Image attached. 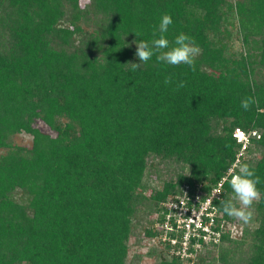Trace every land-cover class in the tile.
I'll list each match as a JSON object with an SVG mask.
<instances>
[{"label":"trees","instance_id":"trees-1","mask_svg":"<svg viewBox=\"0 0 264 264\" xmlns=\"http://www.w3.org/2000/svg\"><path fill=\"white\" fill-rule=\"evenodd\" d=\"M164 13L170 46L180 33L199 46L195 70L153 55L133 71V41H150ZM249 96L258 104L246 111ZM235 129L259 136L241 158L260 178L255 227L223 235L194 264H264V0H0V264H127L151 159L186 171L148 198L155 220L183 184L207 193L226 176ZM19 134L28 147L12 144ZM228 180L222 200L234 195Z\"/></svg>","mask_w":264,"mask_h":264},{"label":"built area","instance_id":"built-area-1","mask_svg":"<svg viewBox=\"0 0 264 264\" xmlns=\"http://www.w3.org/2000/svg\"><path fill=\"white\" fill-rule=\"evenodd\" d=\"M250 136L259 138L256 132L247 134L239 129L233 132V138L241 147L229 170L241 161ZM229 170L207 193L202 184H183L159 204L152 225L155 236L151 239L169 257L178 258L181 264H194L213 245H218L223 235L239 236L234 232V223L227 220L218 207L223 185L230 178Z\"/></svg>","mask_w":264,"mask_h":264},{"label":"clouds","instance_id":"clouds-1","mask_svg":"<svg viewBox=\"0 0 264 264\" xmlns=\"http://www.w3.org/2000/svg\"><path fill=\"white\" fill-rule=\"evenodd\" d=\"M172 22L171 15L164 13L160 17L159 24L153 27L150 41L143 39L133 41L136 45L135 56L138 58L139 63L129 62L124 65L130 64L131 69L135 71L155 55L157 62L172 66L186 64L194 71L195 58L200 54L201 50L195 43V40L184 33L176 36L174 43L170 46V42L165 34L168 32V28ZM135 35L139 37L138 33H135ZM172 83L173 77L171 75L164 78L165 85ZM184 86L185 81H179L176 83L174 90H179ZM256 104H258V100L252 96L245 97L241 101V107L246 111ZM229 174L230 179L228 183L234 195L232 199L221 200L220 205L227 216L247 224L253 217V202L261 198V193L257 188L260 178L256 176L255 170L248 163L239 160L229 170Z\"/></svg>","mask_w":264,"mask_h":264},{"label":"rangeland","instance_id":"rangeland-1","mask_svg":"<svg viewBox=\"0 0 264 264\" xmlns=\"http://www.w3.org/2000/svg\"><path fill=\"white\" fill-rule=\"evenodd\" d=\"M86 1H81V4H84ZM237 25L236 21L229 18L227 28H228V44L230 45V53L237 54L238 56L242 53L243 49L241 46L240 40L237 39ZM87 30H91V28H86ZM230 53H226L227 57H231ZM36 126L40 128L43 132L52 134L45 125L41 122H37ZM12 144L29 146L31 143V137L25 134L15 135L11 139ZM248 159V158H246ZM250 159V157H249ZM248 159V160H249ZM154 161H150L148 163L147 170L145 172L144 177V187L143 195L146 197L145 200H141L138 205V211L134 216L133 221V232L130 236L128 242V256H127V264H158V250L159 246L156 241H153L151 238L145 236V230L151 229L154 221V214L152 213V202L150 199V195L157 189H160L164 182L172 179L173 181L176 179L178 174L186 173V171L182 170V166L177 164L176 162L170 161H160L151 159ZM252 220L245 224L242 221L235 222L234 232L237 234H241V229L247 228L249 231L255 227V222ZM153 228V227H152ZM153 241V242H152ZM212 256L218 257V250L212 252ZM218 264V262L216 261Z\"/></svg>","mask_w":264,"mask_h":264}]
</instances>
